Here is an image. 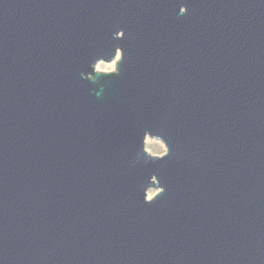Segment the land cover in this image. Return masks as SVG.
Returning a JSON list of instances; mask_svg holds the SVG:
<instances>
[{"label": "water", "instance_id": "1", "mask_svg": "<svg viewBox=\"0 0 264 264\" xmlns=\"http://www.w3.org/2000/svg\"><path fill=\"white\" fill-rule=\"evenodd\" d=\"M0 264H264V0H0Z\"/></svg>", "mask_w": 264, "mask_h": 264}, {"label": "rangeland", "instance_id": "2", "mask_svg": "<svg viewBox=\"0 0 264 264\" xmlns=\"http://www.w3.org/2000/svg\"><path fill=\"white\" fill-rule=\"evenodd\" d=\"M118 57H119V52H118ZM116 60L114 58L110 62L98 61L97 63H99V62L102 63L101 67H100L101 69L98 70V71H102V72L113 71L114 68H115V61ZM111 62H114L113 68L112 69L107 68L105 66V64H108V63H111ZM95 70H97L96 69V65H95ZM147 139H148V141H147ZM144 149H145L146 152H148V153H150L152 155H157V156H161L165 152L164 145L158 139L149 138V137H146L145 140H144ZM148 192L151 193L150 194V197H151L152 195H154L157 192V189H150V190H148Z\"/></svg>", "mask_w": 264, "mask_h": 264}, {"label": "bare ground", "instance_id": "3", "mask_svg": "<svg viewBox=\"0 0 264 264\" xmlns=\"http://www.w3.org/2000/svg\"><path fill=\"white\" fill-rule=\"evenodd\" d=\"M117 58H118V52H117V54H116V56H115V60H116ZM101 64H102L101 62H99V63L96 64V69H97V70H100V69H101V68H100V67H101ZM113 65H114V62H111V63L105 64V66H106L107 68H110V69L113 68ZM147 141H148V139H147ZM150 194H151V193H149V192L147 193V197H148V198L150 197Z\"/></svg>", "mask_w": 264, "mask_h": 264}, {"label": "snow or ice", "instance_id": "4", "mask_svg": "<svg viewBox=\"0 0 264 264\" xmlns=\"http://www.w3.org/2000/svg\"><path fill=\"white\" fill-rule=\"evenodd\" d=\"M122 35H123V33H122ZM121 59H122V57H121Z\"/></svg>", "mask_w": 264, "mask_h": 264}]
</instances>
